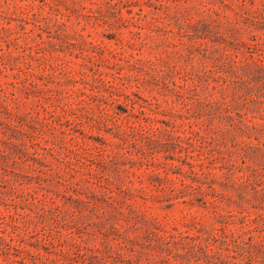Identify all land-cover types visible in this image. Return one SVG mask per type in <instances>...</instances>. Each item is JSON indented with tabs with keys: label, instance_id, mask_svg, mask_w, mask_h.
I'll return each instance as SVG.
<instances>
[{
	"label": "rangeland",
	"instance_id": "1",
	"mask_svg": "<svg viewBox=\"0 0 264 264\" xmlns=\"http://www.w3.org/2000/svg\"><path fill=\"white\" fill-rule=\"evenodd\" d=\"M0 264H264V0H0Z\"/></svg>",
	"mask_w": 264,
	"mask_h": 264
}]
</instances>
